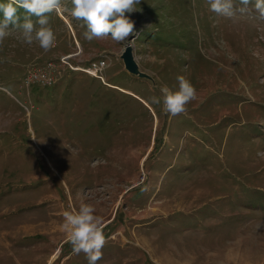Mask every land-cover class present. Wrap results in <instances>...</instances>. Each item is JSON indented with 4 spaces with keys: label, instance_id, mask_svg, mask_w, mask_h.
I'll return each mask as SVG.
<instances>
[{
    "label": "rangeland",
    "instance_id": "obj_1",
    "mask_svg": "<svg viewBox=\"0 0 264 264\" xmlns=\"http://www.w3.org/2000/svg\"><path fill=\"white\" fill-rule=\"evenodd\" d=\"M232 3L229 18L206 0H140L126 13L133 34L116 42L87 41L61 0L64 17L46 14L48 51L10 25L0 42V264H88L62 227L82 204L102 221L97 264H264V19L255 0ZM132 41L150 79L124 69ZM97 59L105 83L70 69ZM180 76L195 97L173 116L161 88L178 91Z\"/></svg>",
    "mask_w": 264,
    "mask_h": 264
},
{
    "label": "clouds",
    "instance_id": "obj_2",
    "mask_svg": "<svg viewBox=\"0 0 264 264\" xmlns=\"http://www.w3.org/2000/svg\"><path fill=\"white\" fill-rule=\"evenodd\" d=\"M209 10L224 17L235 15L232 0H206ZM250 0H241L243 5H248ZM73 5L71 14L76 19H82L87 30L84 37L87 41L93 39H103L111 37L113 41L124 42L134 30V22L127 14L137 10L136 5L140 0H71ZM19 9H23L28 15L20 22L17 15ZM61 9V0H8L7 3H0V12L3 19L0 20V42H3L9 34L11 26L19 28L26 43L31 44L34 40L39 46L48 51L54 46L55 35L50 27L46 14ZM255 10L259 13V18L264 19V0H255ZM244 11V9H240ZM31 16L37 17V29L31 20ZM135 41L126 45L132 46ZM105 67L100 65L102 70ZM179 90L170 91L167 86L161 88L163 105L165 110L175 116L183 113L185 105L195 97L194 87L184 79L177 77ZM154 103H160L157 98H153ZM94 209L89 205H81L78 212L64 213L63 229L68 234V240L72 245L73 252L79 254L83 252L88 264H97L102 259V249L106 243L102 231L101 219L94 215Z\"/></svg>",
    "mask_w": 264,
    "mask_h": 264
},
{
    "label": "water",
    "instance_id": "obj_3",
    "mask_svg": "<svg viewBox=\"0 0 264 264\" xmlns=\"http://www.w3.org/2000/svg\"><path fill=\"white\" fill-rule=\"evenodd\" d=\"M128 44L129 43H127L126 45ZM126 45L122 53L120 54V59L123 62L125 71L128 74L136 76L140 79H150L147 73H144L140 70L139 65L137 64V61L133 54V47L132 46L126 47Z\"/></svg>",
    "mask_w": 264,
    "mask_h": 264
},
{
    "label": "built area",
    "instance_id": "obj_4",
    "mask_svg": "<svg viewBox=\"0 0 264 264\" xmlns=\"http://www.w3.org/2000/svg\"><path fill=\"white\" fill-rule=\"evenodd\" d=\"M101 63H103L105 65V67L102 70L100 69ZM48 65H49V67L51 66L50 63ZM106 66H107V63L104 59H97V60L89 62V66H87V67H79V66L72 67V66H70V69L73 71L82 72V73L87 74L93 78L99 79L100 81L105 83L104 77H103V71L106 68ZM42 77H43V74H42Z\"/></svg>",
    "mask_w": 264,
    "mask_h": 264
},
{
    "label": "bare ground",
    "instance_id": "obj_5",
    "mask_svg": "<svg viewBox=\"0 0 264 264\" xmlns=\"http://www.w3.org/2000/svg\"><path fill=\"white\" fill-rule=\"evenodd\" d=\"M59 12H60L61 16L64 17L63 14H62V11L59 10ZM54 258H55V257H54Z\"/></svg>",
    "mask_w": 264,
    "mask_h": 264
},
{
    "label": "crops",
    "instance_id": "obj_6",
    "mask_svg": "<svg viewBox=\"0 0 264 264\" xmlns=\"http://www.w3.org/2000/svg\"><path fill=\"white\" fill-rule=\"evenodd\" d=\"M153 115H154V113H153ZM166 139H167V136H166Z\"/></svg>",
    "mask_w": 264,
    "mask_h": 264
}]
</instances>
